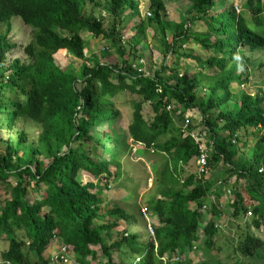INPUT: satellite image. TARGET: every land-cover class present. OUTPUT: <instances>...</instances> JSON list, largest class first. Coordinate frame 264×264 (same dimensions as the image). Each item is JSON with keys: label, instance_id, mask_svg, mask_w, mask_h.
Segmentation results:
<instances>
[{"label": "trees", "instance_id": "16d2710c", "mask_svg": "<svg viewBox=\"0 0 264 264\" xmlns=\"http://www.w3.org/2000/svg\"><path fill=\"white\" fill-rule=\"evenodd\" d=\"M103 1L0 0V24H6L0 33V94L9 91L7 96L0 97L2 121L11 128L20 119L39 126L37 142L25 147L7 145L6 151L0 153V183L10 194L0 209V241L9 242L2 252V260L7 261L4 264H49L46 252L56 240L73 251L81 264L97 259L99 250L107 259L105 264H124V259L114 260V252L123 249L141 258L137 264H162L159 258L165 253L173 255L177 251L187 255L194 245L209 258L219 233L217 220L223 212L214 204L207 211L202 207L209 203L217 180L210 176L199 178L196 172L181 178L185 166L197 158L199 150L190 135L184 136L181 128L173 126L176 118L184 120L186 112L193 108L199 109L208 131L209 170L222 163L228 173L226 182L221 179L226 185L231 176L244 182L246 190H234L226 208L232 210V221L251 213V223L264 228V135L256 132V128H264V62H259L260 84L254 83L253 93L243 90L236 96L232 91L234 83H250L252 58L242 54L241 49L251 54L264 50V0H243L251 22L244 13L235 11L233 0H187L191 4L178 24L162 18L163 0H150L151 16H147V22L162 35L163 59L160 67L148 75L138 48L146 38V19L132 27V38L124 43L121 38L120 16L127 10L131 18L139 15V2ZM89 4L102 6L108 15H86L84 9ZM215 8L219 12H213ZM190 14H194L193 18H188ZM15 16L32 28L31 40L25 47L29 57L26 63L17 58L8 61L16 47L10 37L11 19ZM200 17L207 25L208 36L198 42L221 55L202 59L182 52V56L195 60L198 68L193 76H188L169 66L167 59L169 55H180L179 47L187 43L191 25ZM166 24L174 26L167 37ZM85 32L110 39L118 62L102 61L107 49L86 58L87 41L82 36ZM211 39L213 42H209ZM62 49L73 58L85 60L79 73L55 63V54ZM209 68L218 72L208 74L205 69ZM79 84L83 86L78 88ZM197 88L205 90L204 99L199 101ZM125 90L141 98L133 102L127 135L115 129L120 110L114 98ZM15 92L20 95L12 96ZM147 102L155 113L151 120L143 114ZM170 104L181 113L168 110ZM104 125L108 128L99 130ZM226 131L227 137L223 136ZM253 131L257 133L256 143L249 148L248 137L253 136ZM120 136H124L125 142L119 155L133 141L141 148L140 153L162 158L156 177L157 182L166 186L156 191L155 196L160 197L148 202L160 222L155 227L157 246L155 242L141 245L135 232L114 240L115 235L109 231L133 215L113 205L102 212L97 186L91 181H80L81 171L95 178L122 176L120 156L114 152L107 160L103 158V153L110 154L108 147L112 148L107 143L119 144ZM92 145L102 148L99 156L91 155ZM12 177L15 183L9 181ZM30 186L38 192L32 203L27 198ZM252 200L257 204L253 206ZM106 218L119 222L98 224ZM201 224L204 240L199 245ZM238 249L252 260L257 255L264 264V242L249 231ZM185 264L193 263L187 257Z\"/></svg>", "mask_w": 264, "mask_h": 264}, {"label": "rangeland", "instance_id": "374dc122", "mask_svg": "<svg viewBox=\"0 0 264 264\" xmlns=\"http://www.w3.org/2000/svg\"><path fill=\"white\" fill-rule=\"evenodd\" d=\"M164 2V10L165 13H163V19L166 20V22H172V24H178L183 17L186 15V12L190 6V2L187 0H163ZM234 6L236 4H239L240 10L241 5L243 4V0H233ZM103 3L107 4L106 0L103 1ZM231 4V3H229ZM150 7V0L141 7L140 14H135L134 18H131V13L128 11L127 13H124L120 16V27H122V33L125 35L127 40L132 38L133 31L132 27H134L136 24H139L141 22V19H146V24L149 26L146 28V38H143V43L140 46V53L143 55V58H146V71L149 73H153L157 68L160 67L161 61L163 59V41H162V35L159 33V31L155 28V25H150L149 22H147V12L149 11ZM236 7V6H235ZM219 8H215L213 12H217ZM235 9V8H234ZM85 14L90 15L93 14L95 16H107L108 11L105 10L102 6L95 7L92 4H89L85 6ZM236 11V9H235ZM219 12V10H218ZM237 12V11H236ZM244 17L247 21L251 22L250 16L246 14L243 6V10L241 11ZM194 14H190L188 18H193ZM11 22L13 23V29L10 32L11 41L16 44V47L12 50L13 57L17 56L22 59L25 58V50L24 47H26V44L31 40V32L32 28L25 24L24 21L20 17H13L11 19ZM172 24H166V27L168 28L166 32H164V36L167 37L170 35L169 32H171L170 28L174 27ZM158 26V25H157ZM191 32L189 33V39L187 40L186 45L184 44L179 47L180 55H169L167 59V63L172 68H176L179 73L181 74H187L188 76H193L194 72H197L196 67V61L188 60L185 56H182L181 53L186 51L188 53H191L192 55L199 56L202 59H208L212 56H220V52L215 51L213 49H207L203 47L198 40L202 39L204 37H207L206 35L208 33V28L206 23L200 20L196 19V21L193 23V26L191 25ZM6 29V24H0V33L3 32ZM83 38L87 41L86 42V49H85V56L86 58L91 59L92 55H99L101 52H104V48L109 47L110 45V39H104L102 36L93 37L90 33L85 32L83 35ZM149 37V38H148ZM149 39V42L147 40ZM147 39V40H146ZM214 39V38H213ZM213 39H211L209 42H213ZM92 42V43H91ZM149 43V45H148ZM147 44V46L145 45ZM152 44V47H151ZM108 51V52H107ZM106 53V60L108 62H118L119 58L116 56V52L114 49H111V51L107 50ZM241 53L245 54L247 56H251L252 63L249 64L250 68V83L245 84L243 87L242 85H238L234 83V88H232V91L235 93L236 96H239L243 90H246L248 92L253 93L256 88L254 87V83L256 86L260 84L258 81L259 76L261 75V69L258 68L259 62H264V50L257 51L256 53H249L245 49H241ZM92 54V55H91ZM102 54V53H101ZM242 57V56H241ZM9 58V54H8ZM26 58L29 59V57L26 55ZM105 58H102V61H105ZM55 63L63 68V69H73L76 70L78 73L80 72L82 65L85 63V60H80L77 58H73L70 53H68L65 50H60L55 54ZM195 66V67H194ZM253 66L256 69H253ZM208 74H214L217 71L216 68H209L205 69ZM242 70V69H241ZM245 72V68L243 69ZM205 73V72H204ZM210 82V81H209ZM83 85L79 84L78 88H81ZM9 93V91H8ZM7 92H3L0 94V97H5L8 95ZM12 96L17 97L20 95L19 92L11 93ZM23 97V96H22ZM205 97V90L197 88L196 89V98L197 100H202ZM141 98L133 94L129 91H123L117 94V96L114 98V103L116 104L117 109L120 110V116L119 119L116 121L115 129L118 131V133H123L125 135L128 134V127L132 122V106L133 102L136 100H140ZM174 106V109L176 110V105L172 104ZM173 110V109H171ZM143 114L145 117H152L153 116V108L150 105V103H145L143 107ZM176 114L179 115L180 113L178 110H176ZM214 114V112L212 113ZM187 116H189L192 120V126H195V130H198L200 132H204L206 126L202 120V115L198 108L190 109L186 112ZM216 115V112H215ZM178 122L179 121L177 119ZM223 124V123H222ZM0 125H2V128H0V153H4L6 151L7 145L8 146H27L28 144H32L33 142H37L38 136H39V126L30 121V120H22L20 119L17 122H15L14 126L7 127L6 123L4 121L0 120ZM108 128L107 125L102 126L99 128V130H106ZM183 132V131H182ZM176 132L174 131V134ZM184 134V132H183ZM225 136H227V133H224ZM264 135V132L261 133ZM255 136H257V133H253V136L249 137L250 143L249 146L252 147L255 142ZM166 138H162L167 139ZM204 139H207L209 141L208 135H204ZM7 141L9 142L7 144ZM131 141V139H130ZM125 142L124 136H120V140L117 142L119 144H114L112 148L108 147V150L110 153L109 155H112L114 152L117 156H120V166L122 168L121 175L117 179L114 176H102L100 177V182L97 184L96 190L98 193V197L100 198V201L103 200V203L101 204L102 212L105 210V207L107 206H119L120 204L126 205L127 212H131L133 217L130 220H127V222H123L122 228H114L109 231V233L112 235H115L114 240H120L123 236H125V233H133L139 235V240L141 245H147L150 240L149 233L147 230L146 221L142 218V216L139 214V210L141 211L142 207H145L149 203H152L153 196H155L156 191H159L162 189V187H165L166 185L163 184L161 181L157 182V171L156 168L159 167L162 163L160 160L162 159L159 155H152V154H145L140 153L141 148L137 147L136 145L130 146L126 152H123L121 155L120 151L123 148V143ZM94 143V142H93ZM109 143V142H108ZM132 143V141H131ZM110 145L112 143H109ZM101 145V144H100ZM92 147V148H91ZM90 147L91 149V155L93 156H99L100 151L102 148H100L98 145H92ZM22 151L19 153L18 156L22 155ZM104 154V159H108L109 156L106 153ZM113 170L115 167H112ZM197 170V162L196 160H192L189 162L183 171L181 173V178H184L187 174L195 173ZM115 172V171H114ZM80 181L82 183L87 181H95L93 177H88L87 174L84 171L80 172ZM114 174V173H113ZM226 176H228V173L226 171V167L221 163L218 166L212 167L210 170V177H214L215 180L220 179H226ZM103 180V182H102ZM9 181L15 183V179L12 177L9 179ZM226 182V180H224ZM105 183H115L116 186L113 184L114 189L111 191L110 188L105 185ZM229 184L233 185V188L235 187H241L244 191V182H239L236 178V176H231L229 178ZM120 187H123L125 190L127 189L129 199L131 201H125V193H121ZM238 189V188H237ZM113 192L117 194H113ZM108 193V194H107ZM112 195L114 197V201L110 200V202L106 201L108 199L107 196ZM224 208L223 213L221 215V218L217 220V223L219 224V233L217 236V242L214 247L209 253V258L206 257V253H203L201 249L194 250V252H190L189 257H193V264H255L259 261L261 264L262 259H259V257L256 255V259L252 260L251 257H246L244 254H242L239 251V243H241L242 240L245 238V234L247 231L253 234L254 236L260 238L264 242V228H257L256 226L251 223V215L247 214L244 216L242 220L236 221L231 218L232 210L226 209L227 205L229 203V197L224 195ZM38 197V192H36L35 187L30 186L28 189V195L27 198L29 199V202L32 203L34 199ZM10 198V194H8L6 187L0 183V209L5 206V202L7 199ZM105 200H104V199ZM221 202V201H219ZM250 205V204H249ZM149 206V205H148ZM121 207V206H119ZM208 218L207 213L204 214V219L206 220ZM113 219V218H112ZM104 222H109V219H103L98 224H106ZM203 227V225H200ZM126 227V228H125ZM200 232V238L201 242L199 245L202 244V241L204 240V232L203 230H199ZM195 243V242H193ZM9 242L5 240L0 241V260L2 258V252L8 247ZM59 247V244H52L48 248L47 255L49 256L50 253L56 251ZM97 250V249H96ZM188 254V253H187ZM136 256H133V253L130 252L129 249H123L120 252H114V260L121 262L124 259V264H134ZM106 257L102 255L101 250L98 251V258L92 259L90 261V264H105L106 263ZM252 260V261H251ZM72 264H77V260H72ZM205 261V263H203Z\"/></svg>", "mask_w": 264, "mask_h": 264}, {"label": "built area", "instance_id": "2783aa9c", "mask_svg": "<svg viewBox=\"0 0 264 264\" xmlns=\"http://www.w3.org/2000/svg\"><path fill=\"white\" fill-rule=\"evenodd\" d=\"M237 11H240V8L236 6ZM150 15V13H148ZM168 110L173 109L174 106L172 104L167 106ZM192 122L189 116H186L182 123V131L184 132L185 136L190 135L197 143V147L199 150V154L197 157V174L198 176H205L208 174L209 171V162H208V156L210 152V147L207 144V139H204V135L207 134V130H204V132H200L198 130H190ZM234 141V140H233ZM263 169L260 170L262 172ZM218 186L223 188V194L229 197V199L232 198L234 191H233V185L229 184L228 186L223 183L222 180L218 181ZM213 200L217 203V198L215 196H212ZM222 205V204H221ZM208 205H204L203 209H207ZM141 213L144 216V218L149 222L148 229L150 235L154 236V227L151 225V219H150V211L147 207H143L141 209ZM53 259L55 262L61 261V263H69L70 261V255L68 254L67 247L62 245L60 250L53 255ZM162 261L164 264H184L185 257L182 256L180 253H176L175 255H172L171 257L168 255L163 256Z\"/></svg>", "mask_w": 264, "mask_h": 264}, {"label": "clouds", "instance_id": "9594fccd", "mask_svg": "<svg viewBox=\"0 0 264 264\" xmlns=\"http://www.w3.org/2000/svg\"><path fill=\"white\" fill-rule=\"evenodd\" d=\"M138 2H139V10L141 9V7H143V5H145L147 2H148V0H137ZM235 6H240L239 4H236ZM235 9H236V7H234ZM240 8V7H239ZM243 10V5H241V10L238 12L237 11V9H236V11H237V13H240L241 11ZM128 11H130V10H127V11H125L124 13H127ZM141 11V10H140ZM129 13V12H128ZM148 13H150L149 11L147 12V16H151V15H149ZM242 13V12H241ZM103 16V15H102ZM106 16V15H105ZM133 19V18H132ZM132 31H133V28H132ZM89 33V32H88ZM121 38H122V42L124 41V40H127V38L125 37V35L122 33V36H121ZM111 43V42H110ZM124 43V42H123ZM142 43H143V41L139 44V46H138V48H139V52H140V46L142 45ZM111 45V44H110ZM110 45H109V47H107V48H104V49H107V50H109V51H111V49H114V48H110ZM146 46H147V44H145ZM185 45H186V43H185ZM26 46H27V44H26ZM24 50H25V47H24ZM62 50H65V51H67L66 49H62ZM115 50V49H114ZM25 54H26V51H25ZM141 54V53H140ZM13 55V54H12ZM10 56V58H9V60L8 61H12L13 59H15V58H17V59H19L20 60V62L21 63H26V62H28V58H26V55H25V58L24 59H22V58H20V57H17V56H15V57H13V56ZM142 55V54H141ZM242 55L241 54H239L238 55V58L239 59H241L242 57H241ZM103 62H105V61H103ZM106 62H108L107 60H106ZM141 62L144 64V67H146L145 66V64H146V59L145 58H141ZM253 69H256L254 66H253ZM143 70L146 72V74L148 75V74H151V73H149V72H147L146 71V69H144L143 68ZM242 86L244 87L245 86V84H242ZM191 119V118H190ZM0 120L2 121V115L0 114ZM191 122H192V120H191ZM182 123H183V121H182ZM193 124V123H192ZM192 124H191V126H192ZM105 126V125H104ZM181 128H182V125H181ZM191 130V129H190ZM192 130H195V129H192ZM191 130V131H192ZM205 130H207L206 128H205ZM262 130H264V128L262 127ZM206 135H208V131H207V134ZM184 136H185V134H184ZM187 136H189V135H187ZM209 143V141H207V144ZM110 147H113V145L111 144H109V143H107ZM131 146H135V143H133V141H132V144H131ZM209 146V145H208ZM210 150H211V148H210ZM210 153V152H209ZM108 156H109V158H110V155L109 154H107ZM197 157H198V155H197ZM196 162H197V158H196ZM209 162V161H208ZM198 168V167H197ZM209 173H210V170L208 171V174L207 175H205V176H201V177H208V175H209ZM197 177H199V178H201L200 176H198V175H196ZM236 178H237V176H236ZM221 180V179H220ZM220 180H218V181H220ZM218 181H217V183H216V186L215 187H217V188H221L220 186H218ZM223 181V180H222ZM223 183L225 184V182L223 181ZM226 185V184H225ZM229 185V184H228ZM227 185V186H228ZM233 191H234V188H233ZM204 205H208L207 206V209H203V210H205V211H207L208 210V208L210 207V205H209V203H207V204H204ZM145 207H147L148 209H149V206L147 205V206H145ZM197 207V206H196ZM218 207H219V209H223V206L222 205H220L219 203H218ZM143 208V207H142ZM141 208V209H142ZM203 208V207H202ZM149 211H150V219H151V225L154 227V236L152 237L151 235H150V233H149V229H148V225H149V222L144 218V216L142 215V213H141V211H140V213H141V216H142V218L146 221V225H147V230H148V233H149V238H150V240L148 241V242H155V244H156V246H157V243H156V241H155V227L157 226L156 225V223L152 220V218H151V215H152V211L149 209ZM249 215H251V213H248ZM124 221V220H123ZM127 222V221H126ZM120 227V226H119ZM202 229V227H200L199 228V230H201ZM129 235V233L128 232H126L125 233V236H128ZM56 243H58L59 244V247H58V249L56 250V251H54V252H52V253H50V255L48 256L47 255V252H46V256H47V258H49V264H64V263H61V261H58V262H55L54 261V259H53V255L54 254H56L59 250H60V248H61V246L62 245H64V246H66L64 243H62V242H60L59 240H56L55 241V243L54 244H56ZM67 247V246H66ZM192 249H194V250H196L197 248H196V246L194 245L193 247H192ZM67 250H68V254L70 255V261H69V263H66V264H72V260L74 259L75 260V253L73 252V251H70V249H68V247H67ZM194 250L192 251V252H194ZM176 253H179V252H175V254ZM175 254H173V255H175ZM165 255H168V256H172L171 254H167V253H165L163 256H165ZM182 256H184L185 257V261H184V264H185V262H186V259H187V257L189 258V256L191 255V254H187V255H185V254H181ZM133 256H136V255H133ZM163 256H160V261L162 262V264H164V262L162 261V257ZM141 258L140 257H136L135 258V262H134V264H137L138 262H139V260H140ZM189 260H190V258H189ZM193 261V260H192ZM5 262H7V261H3L2 260V258H1V260H0V264H4ZM77 264H81V263H79V262H76ZM7 264H9V263H7ZM11 264V263H10Z\"/></svg>", "mask_w": 264, "mask_h": 264}, {"label": "crops", "instance_id": "0c3cea01", "mask_svg": "<svg viewBox=\"0 0 264 264\" xmlns=\"http://www.w3.org/2000/svg\"><path fill=\"white\" fill-rule=\"evenodd\" d=\"M149 38V37H148ZM147 38V39H148ZM146 39V40H147ZM147 42H149V39L147 40ZM92 43V42H91ZM148 45H149V43H148ZM151 47H152V44H151ZM140 56L141 57H143V55H141L140 54ZM103 58H105V60H106V56H104ZM146 59V58H145ZM188 60H192V61H195V60H193V59H188ZM147 65V63L145 64V66ZM195 67V66H194ZM144 69H145V67H144ZM232 87L234 88V86L232 85ZM179 113H181V111H178ZM155 115V113H154V111H153V116ZM153 116L152 117H145L147 120H151V119H153ZM177 116V115H176ZM187 115H185L184 116V118L186 117ZM183 121V120H182ZM181 122H178L177 121V118L174 120V127L176 126V127H179V128H181ZM182 129V128H181ZM253 129V128H252ZM254 130V129H253ZM258 131H260L261 133H263L264 132V130H261V128H256V132H258ZM254 132V131H253ZM221 133H223V132H221ZM224 133H227V136H228V132L226 131V132H224ZM223 133V136H225V134ZM227 136H225V137H227ZM254 139V138H253ZM253 139L251 140V142L252 143H254V145H255V143H256V139H255V142L253 141ZM248 143H250V140H249V137H248ZM253 145V146H254ZM252 146V147H253ZM252 147H250L249 146V148H252ZM196 160V159H195ZM86 174H87V176L89 177H93L94 179H95V181L93 182V180L91 181V182H93L96 186H97V184L101 181L100 180V178H95L94 176H92L91 174H89V173H87V172H85ZM210 176V173H209V175H208V177ZM238 180V179H237ZM90 181V180H89ZM88 182V181H87ZM102 182H103V180H102ZM239 182H243V181H239ZM84 183H86V182H84ZM113 184L116 186V184L115 183H105V185H107L109 188H110V190L112 191L113 189H114V186H113ZM238 188V189H237ZM115 190V189H114ZM120 190H121V193H125V201H131L130 199H129V195H128V191H127V189L125 190L123 187H120ZM234 190H239V191H243L242 190V188L241 187H235L234 188ZM246 190V189H245ZM108 194V193H107ZM113 194H117V193H115V192H113ZM243 194V193H242ZM243 195H245V196H247V194H243ZM212 196H215L217 199V203L213 200V198H212ZM108 197V199L106 200L107 202L109 201L110 202V200H112V202L115 200L114 199V197L112 196V195H109V196H107ZM154 198H158V197H160L159 196V194H157L156 196H153ZM224 194H223V191H222V189L221 188H217V187H215V189H214V193H212L211 195H210V201H209V205L211 206L212 204H214V206H216L217 207V209H219V207H218V203L221 205L222 204V206H223V208L225 207L224 206V203H223V200H224ZM104 199V198H103ZM110 199V200H109ZM105 200V199H104ZM219 201H221V202H219ZM103 203V200L101 201V204ZM257 204V202H255L254 200H252V205L254 206V205H256ZM119 206H121L123 209H125L126 210V205L125 204H120ZM228 206V205H227ZM193 207L194 208H196V205H193ZM228 208V207H227ZM220 211H221V209H219ZM127 211V210H126ZM222 211H223V209H222ZM128 213H130L131 215H134V214H132L131 212H128ZM139 214L141 215V213H140V210H139ZM135 216V215H134ZM151 218H152V220L156 223V225L158 226L159 225V218H158V216L157 215H155L153 212H152V215H151ZM115 221H118V219H116V218H109V222H115ZM119 222V221H118ZM123 222H125V221H121V222H119V224H120V227L122 228V226H123ZM117 228H119V227H117ZM126 228V227H125ZM116 229V228H115ZM148 242V241H147ZM191 260H193V257L191 256V257H189ZM192 263H193V261H192Z\"/></svg>", "mask_w": 264, "mask_h": 264}, {"label": "bare ground", "instance_id": "6f19581e", "mask_svg": "<svg viewBox=\"0 0 264 264\" xmlns=\"http://www.w3.org/2000/svg\"><path fill=\"white\" fill-rule=\"evenodd\" d=\"M150 15H151V13H150ZM198 167V166H197ZM196 173H197V170H196ZM198 175V174H197ZM221 189H222V191H223V188L221 187ZM229 199V198H228Z\"/></svg>", "mask_w": 264, "mask_h": 264}]
</instances>
